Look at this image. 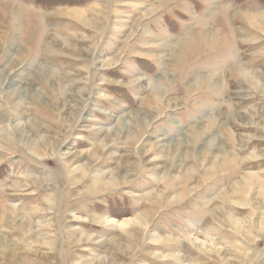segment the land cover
I'll use <instances>...</instances> for the list:
<instances>
[{"label":"rangeland","instance_id":"obj_1","mask_svg":"<svg viewBox=\"0 0 264 264\" xmlns=\"http://www.w3.org/2000/svg\"><path fill=\"white\" fill-rule=\"evenodd\" d=\"M0 264H264V0H0Z\"/></svg>","mask_w":264,"mask_h":264},{"label":"bare ground","instance_id":"obj_2","mask_svg":"<svg viewBox=\"0 0 264 264\" xmlns=\"http://www.w3.org/2000/svg\"><path fill=\"white\" fill-rule=\"evenodd\" d=\"M80 11V10H79ZM76 15H78V14H76ZM78 16H82L81 15V13H79V15ZM259 16V15H258ZM242 17V20L244 21V22H246L247 24H249V25H252L253 27L255 26V23H257L256 21L258 20V18L256 17V16H248V14L246 15V16H241ZM83 18V17H82ZM85 20H87V19H85ZM242 21V22H243ZM255 22V23H254ZM239 75H241L242 76V78H244L245 79V77L247 78V75L248 74H246L242 69L241 70H239ZM250 76V75H249ZM243 79V80H244ZM252 88V87H251ZM156 93V92H155ZM154 93V94H155ZM162 93V92H161ZM156 99V98H155ZM149 118V117H148ZM97 152V151H96ZM189 153V152H188ZM162 170V169H161ZM112 175V174H111ZM126 175H129V173L128 172H126ZM106 177V176H105ZM119 177V176H118ZM126 177V176H125ZM151 177L152 178H154V176L153 175H151ZM156 177V176H155ZM102 178V177H101ZM114 176L112 175V176H109L107 179H109L108 180V183L110 184L114 179ZM157 178V177H156ZM161 178V177H160ZM96 179H99V177L97 176L96 177ZM106 179V178H105ZM111 179H112V181H111ZM158 179V178H157ZM104 181V180H103ZM97 182V181H96ZM107 182V181H106ZM247 184H248V181L245 179L244 181H243V183L241 182V185L240 184H238L239 186H236L237 187V189L236 190H234V192H235V194L237 193H239L240 194V192H241V187L240 186H243L244 185V187L245 186H247ZM161 193V192H160ZM242 194V193H241ZM161 194H159L158 192H156L155 190L154 191H148V192H146L145 193V196H147L148 198H155V197H157V196H160ZM172 203V202H171ZM14 213V212H13ZM147 216H148V214H147V212H142V213H140L137 217H134V220L133 221H129V222H124V223H117V221L116 222H114V223H111V224H115L114 225V228H118V229H126L125 227H127L128 225H130V224H132L133 223V225H134V223L135 224H138V223H146V221H147ZM105 221L104 222H108V220H106V219H104ZM114 221V220H113ZM112 221V222H113ZM234 224H237V221L235 220V219H232L231 220ZM228 223V222H227ZM106 224H108V223H106ZM140 225V224H139ZM237 226V225H236ZM135 237V236H134ZM79 242V241H78ZM43 243V242H42ZM50 245V244H49ZM51 246V245H50ZM194 246V245H193ZM6 247V246H5ZM204 247V246H203Z\"/></svg>","mask_w":264,"mask_h":264}]
</instances>
